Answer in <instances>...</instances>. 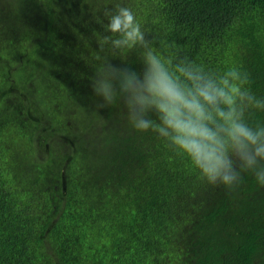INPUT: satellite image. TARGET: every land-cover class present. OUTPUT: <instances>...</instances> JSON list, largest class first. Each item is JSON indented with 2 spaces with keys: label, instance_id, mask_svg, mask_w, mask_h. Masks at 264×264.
Masks as SVG:
<instances>
[{
  "label": "trees",
  "instance_id": "16d2710c",
  "mask_svg": "<svg viewBox=\"0 0 264 264\" xmlns=\"http://www.w3.org/2000/svg\"><path fill=\"white\" fill-rule=\"evenodd\" d=\"M264 96V0H0V264H264V187L200 181L90 87L108 13ZM141 49L108 55L142 70ZM256 119L264 121V113Z\"/></svg>",
  "mask_w": 264,
  "mask_h": 264
},
{
  "label": "clouds",
  "instance_id": "9594fccd",
  "mask_svg": "<svg viewBox=\"0 0 264 264\" xmlns=\"http://www.w3.org/2000/svg\"><path fill=\"white\" fill-rule=\"evenodd\" d=\"M98 48L90 81L97 109L122 100L136 132L155 134L210 186L233 191L249 173L264 187V121L255 118L264 113V96L246 70L213 69L174 41L148 36L123 4L108 13ZM134 49H141V71L103 55Z\"/></svg>",
  "mask_w": 264,
  "mask_h": 264
}]
</instances>
